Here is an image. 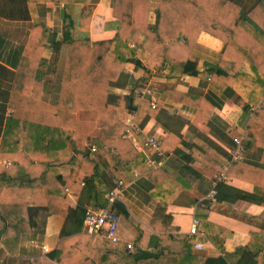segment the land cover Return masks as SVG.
I'll use <instances>...</instances> for the list:
<instances>
[{
  "label": "trees",
  "instance_id": "1",
  "mask_svg": "<svg viewBox=\"0 0 264 264\" xmlns=\"http://www.w3.org/2000/svg\"><path fill=\"white\" fill-rule=\"evenodd\" d=\"M98 1L8 0L0 5L1 17L22 21L18 28L0 19V264L14 263L6 250L11 252L37 226L40 213L68 218L71 209L64 207L66 188L82 179L99 195L98 181L116 176L123 180L130 163L145 161V155L125 136L124 118L138 108L139 100L134 93L118 92L114 87L123 84L130 67H141L146 73L134 86L141 89L151 65L164 61L171 66L169 79L197 74L203 63L190 54L179 56L174 49L180 43L184 51L190 50L202 31L224 42L215 74L246 99L248 108L257 107L245 144L257 146L261 164L233 161L230 173L242 171L254 184V194L264 200V0H115L113 14L121 21L119 28L110 38L91 41L77 30L89 29ZM153 2L156 18L150 27ZM38 3L64 5L60 31L40 20ZM47 50L52 51L51 59L45 56ZM48 73L54 75L51 83L45 80ZM82 110L95 111L101 123L99 136L88 138L76 130L77 112ZM87 138L95 151L76 155L68 147L70 142ZM7 160L13 163L5 166ZM99 163L110 167L111 173L98 168ZM76 165L82 170L93 165L95 172L77 177L62 173ZM62 234L63 239L50 252L59 264L85 256L94 264H229L222 256L196 254L192 240L185 235L151 234L156 240L153 251L125 252L110 249L111 241L103 234L69 237L66 229ZM242 250L241 260L254 261L256 253Z\"/></svg>",
  "mask_w": 264,
  "mask_h": 264
},
{
  "label": "crops",
  "instance_id": "2",
  "mask_svg": "<svg viewBox=\"0 0 264 264\" xmlns=\"http://www.w3.org/2000/svg\"><path fill=\"white\" fill-rule=\"evenodd\" d=\"M7 2L0 0V5ZM114 3L115 0L96 2L89 29L84 32L77 30V34H83L91 41L112 37L121 24L113 14ZM156 6L155 2L151 4L150 27L155 23ZM36 7L41 21L53 31L61 30L63 4L49 6L38 3ZM30 8L29 4L28 10ZM80 13L82 9L78 6L77 14ZM0 19L21 28L20 20L1 16ZM26 31L30 29L26 28ZM178 44L173 49L179 56L186 58L190 54L202 62L203 67L197 74H182L169 79L171 66L168 61L151 65V74L141 89H152L156 108L151 107L149 95L140 97L138 92L141 89L134 88L135 84L142 82L146 73L144 68L130 67L122 79L123 84L114 87L118 92L134 93L133 96L139 100L134 111L142 132L136 137L141 143L144 133L160 134L164 157L163 164L151 171L146 164L148 153L131 142L138 153L145 155V161L130 163L124 172L126 185L117 205L122 212L118 229L122 241L118 245L109 242V248L126 252L129 250L125 243L130 242L135 248L129 252L140 248L153 251L156 240L151 234L156 237L185 235L192 240L198 255L222 256L229 264H264V200L254 194V184L244 178L242 171L235 169L230 173L234 138L245 136L251 109L247 107L246 99L234 91L225 78L215 74L214 67L223 56L224 42L221 38L202 31L190 50L184 51ZM50 54L51 50L49 53L45 51L48 59H51ZM137 55L140 57L139 52ZM52 75L46 74L45 80ZM76 123V130L86 137L100 135L101 123L94 110L78 111ZM88 138L82 142H70L68 147L76 155L91 152ZM234 161L261 164L257 146H246L243 158ZM97 167L111 173L110 167L106 168L101 163ZM80 169L76 165L74 169H63L62 173L77 177V174L95 172L93 165H88L87 170ZM223 173L227 177L220 180ZM114 178L120 177L97 182L99 195L89 190V185L82 179L78 182L80 184L66 188L64 207L71 209L68 218L64 214L40 213L37 226L24 234L11 252L6 250V254L14 258L13 264H59L50 257V252L63 239V231L66 229L71 234L69 237L91 236L84 229L83 211L89 206L106 204V192L113 186ZM219 183L217 199L212 200L209 194ZM194 216L200 219V234L195 236L190 233ZM196 242L203 247L196 248ZM245 248L256 253L254 261L241 260V252ZM69 264H94V260L85 256Z\"/></svg>",
  "mask_w": 264,
  "mask_h": 264
},
{
  "label": "built area",
  "instance_id": "3",
  "mask_svg": "<svg viewBox=\"0 0 264 264\" xmlns=\"http://www.w3.org/2000/svg\"><path fill=\"white\" fill-rule=\"evenodd\" d=\"M131 47L132 43L129 42ZM140 97H145L146 95L150 96V104L152 108H156V98L153 94L152 89L146 88L141 89L138 92ZM260 106V104H259ZM257 107L251 108V115H253ZM137 117L135 111L130 112L124 118L125 124V136L133 142V144L138 149H143L148 153L146 158V164L148 169L153 171L158 169L163 164L164 153L161 148V135L156 133H144V139L140 143L136 137L137 134L141 133L142 130L137 124ZM245 136H238L234 138V151H233V161L240 160L243 158L246 145H245ZM92 151L96 150V146L91 147ZM232 161V163H233ZM13 162L8 160L5 162V166L12 164ZM231 164V163H230ZM227 177L226 173L221 174L220 180ZM126 183L120 178L113 179V186H111L106 192V204L104 206H89L85 210L84 215V229L87 234H103L110 239L113 244H120L121 237L118 234L119 224H120V215L118 211V203L121 200L123 190ZM209 198L212 200L217 199V190L216 188L212 189L209 194ZM199 224L200 219L196 216L193 218L191 224L190 233L192 235H199ZM127 250L132 251L135 246L127 242L125 243ZM195 247L201 249L203 246L200 242L195 243ZM47 250L46 247H44Z\"/></svg>",
  "mask_w": 264,
  "mask_h": 264
},
{
  "label": "rangeland",
  "instance_id": "4",
  "mask_svg": "<svg viewBox=\"0 0 264 264\" xmlns=\"http://www.w3.org/2000/svg\"><path fill=\"white\" fill-rule=\"evenodd\" d=\"M46 52L49 53V50H47ZM50 55H51V57H53L52 54H50ZM47 80L49 83L53 82V75L51 77H48Z\"/></svg>",
  "mask_w": 264,
  "mask_h": 264
},
{
  "label": "water",
  "instance_id": "5",
  "mask_svg": "<svg viewBox=\"0 0 264 264\" xmlns=\"http://www.w3.org/2000/svg\"><path fill=\"white\" fill-rule=\"evenodd\" d=\"M64 14H65V9L64 7L61 8V17L63 18L64 17Z\"/></svg>",
  "mask_w": 264,
  "mask_h": 264
}]
</instances>
